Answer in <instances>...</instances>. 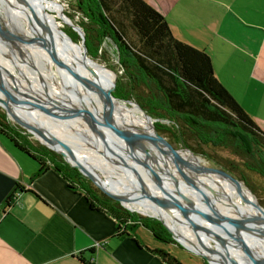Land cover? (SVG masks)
<instances>
[{"label":"trees","instance_id":"16d2710c","mask_svg":"<svg viewBox=\"0 0 264 264\" xmlns=\"http://www.w3.org/2000/svg\"><path fill=\"white\" fill-rule=\"evenodd\" d=\"M73 7L76 14L81 15V22L76 21V24L84 32L88 56L98 58L107 39L118 49L120 64L128 79L123 84L122 80L111 78L113 95L122 100L134 97L150 116L170 120L177 129L174 135L178 141L226 168L243 181L264 206V199L254 184L264 181V131L217 79L209 54L177 39L164 15L145 0H73ZM64 14L75 22L70 12L64 11ZM65 32L75 42L79 40L75 38L79 34L71 25ZM137 73L145 80L143 87L137 82ZM22 131L26 132L24 126L13 125L0 106V137L7 138L39 164L31 179L55 169L71 189L85 195L93 210L105 211L116 220L115 237L132 236L133 231L144 227L159 244L155 248L146 246L151 252L166 264H184L163 243L161 234L168 239L172 236L161 221L127 209L71 166L61 153L43 143L31 142ZM209 150L213 154L227 151L233 159L216 161ZM17 190L33 192L19 184ZM13 199L14 194L9 196L8 206ZM92 251L94 248L89 250ZM82 257L81 254L82 263L94 264ZM204 264H207L205 260Z\"/></svg>","mask_w":264,"mask_h":264},{"label":"bare ground","instance_id":"6f19581e","mask_svg":"<svg viewBox=\"0 0 264 264\" xmlns=\"http://www.w3.org/2000/svg\"><path fill=\"white\" fill-rule=\"evenodd\" d=\"M2 1L3 5L2 7L0 6V10L14 12L12 15L14 19H7L1 12L0 18L3 19V23L8 27L12 25L16 28L15 22L19 26L22 23L23 31L17 29L18 33L15 35V38L19 37L21 39V36L23 38L21 41L18 40L19 42L17 43V41L7 37L4 30L0 29V42L4 46H6L5 40L8 41V44L16 42L17 49L21 50L18 51L20 55H22V51L28 52L25 59L29 64H36L38 66L37 61L39 63L42 60L44 63H48L49 67L44 66L41 69L42 76L47 75L58 90L57 95L60 97L55 96V94L53 95L55 99H58L59 105L64 107L79 105L90 108L94 112H98L99 116L111 126H117L123 132L130 129L134 138L145 142L150 151V156L155 160L157 167L159 166V170L163 172L173 187L179 188L187 196L198 200L202 197L211 202L215 206L212 210L217 212L219 219L225 224L241 229L244 236L243 241L252 249L261 252V255L264 256V207L242 181L236 182L219 171L205 168L201 163L202 159L200 160L198 156L189 150L170 151L163 139L157 134L154 121L149 119L136 103H132L133 108H126L123 107V100L119 101L117 99L114 101L110 100L109 105H107L104 96L108 92L109 85L106 88L104 86L105 77L103 70L98 68V65H95L98 69L91 68L73 51L75 45L72 41H69L70 44H68L55 17L46 10L45 0ZM47 3L52 4L50 2ZM32 6L41 13L39 15L48 24V30L50 32L54 31L57 35L61 36L59 39L57 38L60 53L46 46L35 45L33 43L39 36L42 37L44 31L42 32L39 29L41 26L34 18L32 20L29 15L22 11L25 9L29 11ZM23 40H27L29 43L21 45L20 43ZM29 40L34 41L31 43ZM61 45L66 47L62 48ZM70 57L77 61L81 67L86 68L89 75H85L79 64L72 61ZM8 63L4 62L5 65ZM19 63L23 66L20 67L16 64L20 70L22 68V70L27 69L31 72L23 61H19ZM12 69V73L16 75L23 85L27 86L30 83L39 93L46 90L42 87H36L34 84L35 80L32 77L33 72L27 78L28 76L24 75L26 73L24 70L16 73ZM64 84L70 90L64 88ZM29 92L31 91L29 90ZM30 94L31 96H36L34 93ZM0 97L6 102L15 104L17 107L14 108L17 112L28 118L33 124L37 123L46 126L55 135L59 136L62 142L73 148L75 157L68 154V158L72 159L71 161L81 164L82 169V166H88L93 168L94 171L104 174L102 177L93 175L98 180L105 181L107 185L112 186L115 194L120 196L127 206L141 213L155 214L151 216L162 218L171 231L176 234V237L188 248L208 256L213 264H256L248 259L235 246L233 241L220 231L211 228L210 225L205 223V225L200 226L190 225L186 220L180 218L179 215L181 217H191L195 214V210L191 207L192 205L178 196H170L157 183L147 165L141 162L137 163L127 156V153L133 156L145 154V151L138 144H126L123 140H119L122 145V148H119L112 143L105 142L100 132L93 129L94 126L100 127L96 120L92 119L93 112L90 113L91 117L78 115L79 117H75L74 119L58 120L15 103V99L19 100L17 94L10 90L9 93H6L1 84ZM63 97L67 100H64ZM29 99L32 98L29 96ZM40 102L42 105L48 106L57 104L53 103L51 98H48V100L41 99ZM105 132L110 136L108 130H105ZM46 138H44V141L47 144H54L51 139ZM122 151H126L127 153H122ZM118 155L124 157L114 158V156ZM90 156L99 165L90 163ZM81 157L87 160L88 164ZM106 175H111L114 178H108ZM105 178L112 180L113 184L106 181ZM133 187L151 190L162 199L167 200L172 206V211H167L156 201H152ZM206 208H208L207 210L210 209L209 206ZM213 240L217 241L222 252L213 249V244L211 243ZM228 255H231V257Z\"/></svg>","mask_w":264,"mask_h":264},{"label":"crops","instance_id":"0c3cea01","mask_svg":"<svg viewBox=\"0 0 264 264\" xmlns=\"http://www.w3.org/2000/svg\"><path fill=\"white\" fill-rule=\"evenodd\" d=\"M157 3L174 36L209 54L217 79L264 131V0ZM38 169L0 137V264H84L81 254L94 264H166L146 247L159 245L148 229L115 237L111 215L93 210L53 168L31 179Z\"/></svg>","mask_w":264,"mask_h":264},{"label":"water","instance_id":"95a60500","mask_svg":"<svg viewBox=\"0 0 264 264\" xmlns=\"http://www.w3.org/2000/svg\"><path fill=\"white\" fill-rule=\"evenodd\" d=\"M22 11H24L27 15H29V17L32 20L34 18L36 20V22L41 26V27H39V29H41L42 32L44 31L43 32L44 34L42 35V37L39 36L38 39H36L35 41L34 40H29V41H31V43L34 41L33 43L35 45L38 44V45L46 46V47L53 49L56 52L60 53V46H59V42H58L57 38L59 39L61 36L57 35L54 31L50 32L48 30V24L39 15L41 13L34 6H32L29 9V11L27 9L22 10ZM66 20L68 21V23H70V25L74 29L79 30V28L67 16H66ZM61 32L64 36H66L67 38H69L73 42V44L75 45V48H73V51H75V53L79 57H81V59L83 61H85L93 69L101 68L100 65L94 61V59H92L90 56H88L86 54L85 47L82 48L65 31L61 30ZM45 33H46V35H45ZM7 35L12 36L9 33ZM22 38H23V36H21V39L19 37L15 38V39L21 41ZM26 43H29V42L27 40H23L21 42L22 45H25ZM61 47L64 48L66 46L61 45ZM95 65H98L99 67L97 68ZM0 81H2L1 85H2V87L6 93H9V90H10L13 93L17 94V96L19 97V100L17 101V99H15V103H17L19 105H23L30 110L39 111V112L43 113L44 115L50 116L51 118H55L58 120L59 119H74L75 117H79L78 115L91 117L90 113L93 112L94 115H93L92 119H95L97 124L100 126L98 128L94 126L93 129H94V131L100 132V134L104 137L105 142L112 143V144L118 146L119 148H122V145L120 144L119 140H123L126 144H138L145 151V154L143 156H133V155L127 153L128 154L127 156L130 159L135 160L137 163L141 162V163H144L145 165H147L150 172L155 177V180L157 181V183L161 187H163L170 196H178L180 199H182V200H184V201H186L192 205L191 207L195 210V214H193L191 217H185V216L181 217V215H179L180 218H183L184 220H186L188 222V224H190V225H195V226H200V225H205V224L210 225L211 228L220 231L221 233L226 235L228 238H230L233 241V243L235 244V246H237V248H239L246 255V257L248 259L252 260L256 264H264V256L261 255V252H258V250L252 249L251 247H249V245H247L243 241L244 236H243V232L241 231V229L237 228L236 226L228 225V224H225L224 222H222L219 219L217 212L212 210V208L215 206L211 202H209L205 198H202L201 196L200 197L202 198V201H201V198L198 200V199L193 198L191 196H187V195H185V193H182V191L179 188H177V187L175 188L169 183V181L167 180V178L165 177L163 172L161 170H159V168H158L159 166L157 167L155 160L150 156V151L148 150L145 142L140 141L137 138H134L132 136V132L130 129H127L126 131L123 132L119 129V127L111 126L110 124L106 123L101 118V116H99L98 112L96 113L93 110H91L90 108H86L84 106H76V105L70 106V105H68V106L64 107V106L59 105L58 99H55V98H51V101L53 103H57L56 105H49V106L48 105H42V103L39 102V99L40 100L41 99L46 100V99H43L42 96H31L30 93H34V92H32V91L29 92V89L26 87V85H23L18 80L16 75H14L12 73V71L4 65L1 54H0ZM107 83L109 85V89H108V92L104 96V100H105V103L107 105H109L110 100L114 101V100H117V98L113 95V87H114L113 81L110 80L109 78H107ZM29 96L32 99H29ZM123 101L129 102V103L130 102L136 103L140 107V109L147 115V117L149 119H152V117L147 113V111L145 109H143L142 106L140 104H138L137 102H135L133 100H123ZM0 106L6 111L8 116L13 117L15 120L18 121L19 124L26 127L27 130L29 132H31L32 134H34L30 130L31 129L30 127H32V126L37 127L40 130H42V132L45 133L51 139V141L54 142V144H56L57 146L55 147V146L48 145L44 140L40 139L36 134H34L35 137L41 143L45 144L50 149L61 153L63 155L64 159L71 166L78 168L96 186L100 187L102 190H104L110 196H112L113 198L120 201V203L123 206H125L127 209H129L131 211H138L136 209L131 208L130 206H127L124 203L123 199L120 196H118L117 194H115V192L113 191L114 188L112 186L107 185L105 183V181L98 180L93 175L91 168L86 166V169L84 170L79 165L73 164L68 159V154L75 157V152H74L73 148H71L66 143L62 142L59 138H57V136L54 134V132L52 130H50L49 128H47L46 126H44L42 124H37V123L33 124V122H31L28 118H26L25 116H23L22 114L17 112V110L14 108V107H17L15 104H11L9 102H6L1 97H0ZM103 128H104V130H103ZM105 130L109 131L110 136L107 135V132H105ZM156 132H157V130H156ZM157 134H158V132H157ZM163 141L168 146V149L170 151H172L173 149L168 145V143L164 139H163ZM184 147L186 150L191 151L187 146L184 145ZM121 157H124V156H119V155L114 156V158H121ZM82 159L85 162L87 161L84 158H82ZM209 169L219 171L220 173L229 176L232 180H234L236 182H240V180L235 178L233 175H231L227 171H224L222 169H217V168H211V167H209ZM134 189L136 191H139L140 193L144 194L146 197H148L152 201H156L158 204H160L162 207H164L167 211H170V212L172 211L171 210L172 209L171 204L167 200L162 199L160 196L156 195L155 193H153L147 189L140 188V187H134ZM208 206L210 207L209 210H207L208 208H206ZM158 218L160 220L164 221L162 218H160V217H158ZM164 224L167 227V229L174 235V237H176V234L173 231H171V229L167 226V224L165 222H164ZM188 249L192 250L190 248H188ZM194 252L199 254L200 256H202L209 264H212V262L208 256L201 254L199 252H196V251H194Z\"/></svg>","mask_w":264,"mask_h":264},{"label":"rangeland","instance_id":"374dc122","mask_svg":"<svg viewBox=\"0 0 264 264\" xmlns=\"http://www.w3.org/2000/svg\"><path fill=\"white\" fill-rule=\"evenodd\" d=\"M151 1V5L153 7H155L156 9L160 10L159 9V4L157 3V0H150ZM160 1H164V0H160ZM3 1L0 0V6L2 7ZM47 2H50L52 4H48ZM52 5V6H51ZM54 6V7H53ZM45 8L46 10L52 14L55 19H56V22L59 24L60 26V29L63 30V31H67L69 26H70V23H68V21H66V16L64 15V11L65 12H70L71 15L75 18V22H73L78 28L79 30L77 29H74L78 34L79 36H75L76 39H79L77 42L78 44L83 48L84 47V40H83V30H82V27L79 26L78 24H76V21H79L81 22V15L80 14H76L75 12V9L73 7V0H45ZM57 8V10H56ZM52 11V12H51ZM161 11V10H160ZM1 14L3 16H5L7 19H14L12 17L13 13L12 12H9V11H3V10H0ZM12 13V14H11ZM62 14V15H61ZM63 16V18H62ZM65 17V18H64ZM68 17V16H67ZM174 17V16H173ZM9 19V20H10ZM19 22V20H18ZM16 24V28L14 26H6L4 23H3V19L0 18V29L4 30L5 31V34H11L12 36H8L6 35L7 37H9L10 39H13L15 41H17V43L19 42L17 39H15V35L18 33L17 32V29H21L23 31V28H22V23L21 25L19 26L17 22H15ZM11 32V33H10ZM64 36V35H63ZM64 38L66 39V41L68 42V44H70L69 41H71L69 38H67L66 36H64ZM6 41V46H4L3 43L0 42V54H1V57L3 59V62H9L7 65H5L7 68H13L12 70H14L16 73H20V68L17 67V65H19L20 67H23L22 64L20 65L19 61L20 62H24V64L26 65V67L31 71L29 72L27 69H23L24 72H26L24 75L25 76H28L27 78H29L31 76V73H32V77L34 78V84L36 85V87H42V88H45L46 90L42 91L41 93H39L35 87L32 85V84H27L26 87H28V89L32 92H34V95L38 96H42L43 99H48V98H54V95L55 96H59L57 95V92L58 90L56 89V87L53 85V82H51V80H49V77H47V75H43L42 76V72H41V69L42 67L44 66H48L47 64L48 63H44V61L42 60L41 62L38 63L37 61V65L36 64H29L28 61L25 59V56H27L26 54L28 52L26 51H22V55H20V52L18 51H21L20 49H17L16 47V42L15 43H11V44H8V41ZM4 41V42H5ZM12 41V40H11ZM21 44V43H20ZM15 45V46H13ZM22 45V44H21ZM10 50V51H9ZM25 53V54H24ZM28 58V57H26ZM71 58V57H70ZM72 61L78 63L77 61L73 60L71 58ZM96 63H98L100 65V67L102 68L103 70V73H104V77H105V80H104V86L105 88L108 86V83H107V79L106 78H109L110 80H112L111 78L114 77L115 79H119V80H122V83L125 84L127 82V75L125 74L124 72V69L123 67L121 66L120 64V57H119V52H118V49L116 47V45L110 40V39H107L103 42L102 46H101V49L99 50L98 52V58H95L94 60ZM17 64V65H16ZM79 64V63H78ZM37 67H39V69H37ZM49 67V66H48ZM79 67L82 69L83 73L85 75H89L88 72H87V69L84 68V67H81V65L79 64ZM10 69V70H11ZM86 69V70H85ZM22 70V71H23ZM21 71V72H22ZM106 74V75H105ZM136 78H137V82L138 84H141V86L143 87L142 85V82L145 83V80L137 73L136 74ZM51 82V83H50ZM2 83V81H0V84ZM33 83V82H32ZM149 83V82H148ZM64 88H67L68 90H70V88L67 87L66 84H64L63 86ZM150 87H153V85L151 84ZM62 91H64L63 88H61ZM151 90L153 91V88H151ZM38 95H37V94ZM68 93V91H67ZM60 97V96H59ZM68 97H72V96H68ZM117 98V97H116ZM64 100H67L66 98L63 97ZM119 101H122L120 98H117ZM129 100H133L135 102L136 99L134 97H132L131 99ZM39 102H40V99H39ZM124 103L123 107H126V108H133L132 106V103L134 102H126V101H122ZM138 103V102H137ZM139 104V103H138ZM54 105V104H53ZM76 106H79V105H76ZM28 114V113H27ZM153 121H154V126H155V129L157 130L158 134L168 143V145L173 149L172 151H175V152H179L180 150H186L184 145L182 142H180V140L178 141L176 139V136L174 134H177V129L176 127H174L173 123L168 120V119H160V118H155L153 116H151ZM8 119L9 121L14 125V124H19L17 120H15L13 117H10L8 116ZM159 123L158 125L156 123ZM157 126V128H156ZM26 132L22 131L23 134L25 136H27L31 142H34L35 144H42L36 137L34 134H36L40 139L44 140L45 137H47L46 139H50L45 133H42L41 130L37 127H30L31 131L34 133L32 134L31 132H29L27 130L26 127H24ZM19 129V128H18ZM57 136V135H56ZM57 138H59V136H57ZM60 139V138H59ZM9 145H14L11 141H9L7 138L4 139ZM45 145V144H44ZM46 146V145H45ZM191 150V149H190ZM210 151V152H209ZM208 153L209 154H212V156H214L216 158V161H222L224 158H230V159H233V157L229 154V152L227 151H224V150H219L217 153L213 154L211 150H209ZM126 152V151H125ZM122 151V153H125ZM191 152L193 154H195L196 156H198L201 160V163L203 164V166L207 169H209V167L211 168H217V169H222L224 171H227L228 173H230L231 175H233L231 172H229L228 170H226V168H224L222 165H219L218 163H216L215 161H212V160H209L208 158H206L204 155L202 154H197L195 152H193L191 150ZM127 153V152H126ZM129 154V153H128ZM127 154V155H128ZM141 155V154H140ZM143 156V155H141ZM69 159V158H68ZM70 160V159H69ZM72 160V159H71ZM70 160V161H71ZM73 164L75 165H81V164H77L73 161H71ZM89 162L92 163V164H97L99 165V163L93 159L91 156L89 158ZM81 167V166H80ZM83 169H86L85 166H82ZM90 168V167H89ZM92 172L94 175H97V176H104V174H101L100 172H97V171H94L93 168H91ZM95 172V173H94ZM99 174V175H98ZM108 178H114L112 177L111 175H106ZM234 176V175H233ZM235 177V176H234ZM108 178H105L106 181H109V183H112V180L108 179ZM237 178V177H235ZM238 179V178H237ZM239 180V179H238ZM255 180V179H254ZM241 181V180H240ZM243 182V181H242ZM244 183V182H243ZM254 183V182H253ZM245 184V183H244ZM256 185V188L258 189V193L259 195L261 196V198L264 199V181H256L254 183ZM246 185V184H245ZM247 186V185H246ZM248 187V186H247ZM134 188V187H133ZM249 188V187H248ZM250 189V188H249ZM149 190V189H148ZM151 191V190H149ZM152 192V191H151ZM136 194H138L136 192ZM255 196L257 197V195L255 194ZM172 199V198H171ZM258 199V197H257ZM259 201V199H258ZM264 207V206H263ZM133 212H136L142 216H146V217H150V218H154V219H157L159 221H161L163 223V225L165 226L164 224V221L160 220L158 217L156 216H151V215H148V214H144V213H141L139 211H133ZM166 227V226H165ZM167 228V227H166ZM169 231V230H168ZM147 232V231H146ZM151 232V231H150ZM150 232H147L150 233ZM170 232V231H169ZM143 233V232H142ZM172 238L171 239H168V238H165L162 234H161V238L163 240H165V242H163L167 248L172 252L174 253L176 256H178L185 264H204V258L202 256H200L199 254L195 253L194 251L192 250H189L182 242H180V240H178V238L174 237V235L170 232ZM144 235V233H143ZM150 235V234H148ZM147 236V235H146ZM160 236V235H159ZM151 238H153L154 240V236L151 232ZM155 241V240H154ZM157 243V242H156ZM213 245V249L216 250V251H219V252H222V250L220 249L217 241L215 242V240H213L211 242ZM158 244V243H157ZM231 257V255H228ZM205 262H207L205 260ZM212 262V261H211ZM207 264H209L207 262ZM213 264V263H212Z\"/></svg>","mask_w":264,"mask_h":264},{"label":"built area","instance_id":"2783aa9c","mask_svg":"<svg viewBox=\"0 0 264 264\" xmlns=\"http://www.w3.org/2000/svg\"><path fill=\"white\" fill-rule=\"evenodd\" d=\"M99 245V244H98Z\"/></svg>","mask_w":264,"mask_h":264}]
</instances>
